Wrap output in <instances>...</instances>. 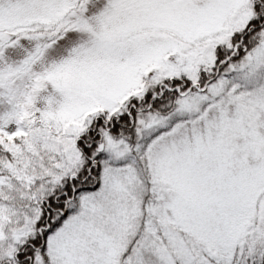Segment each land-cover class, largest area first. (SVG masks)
Listing matches in <instances>:
<instances>
[{"label": "snow or ice", "instance_id": "1", "mask_svg": "<svg viewBox=\"0 0 264 264\" xmlns=\"http://www.w3.org/2000/svg\"><path fill=\"white\" fill-rule=\"evenodd\" d=\"M0 264H264V0H0Z\"/></svg>", "mask_w": 264, "mask_h": 264}]
</instances>
